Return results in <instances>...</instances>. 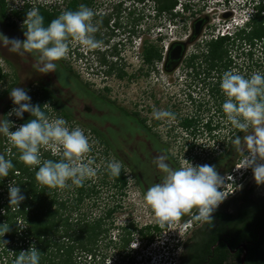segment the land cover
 Listing matches in <instances>:
<instances>
[{
  "label": "flooded vegetation",
  "instance_id": "flooded-vegetation-1",
  "mask_svg": "<svg viewBox=\"0 0 264 264\" xmlns=\"http://www.w3.org/2000/svg\"><path fill=\"white\" fill-rule=\"evenodd\" d=\"M94 1L96 3H93L92 0H87V7L94 12L93 24L97 28V31L93 35L95 39L99 41L100 46L104 44L106 48L103 52L100 51L101 53L99 52V48H101L100 46L96 49H88V52L91 56L94 54H104V59H102L101 62L100 59L99 62L103 64V66L100 65V67H105L104 72L107 74L112 69V65H114V67L117 66V62H113L115 61L114 58L119 60L118 65L120 66L118 67H120L121 70L117 72V75L118 77H122L119 79V82L122 84L120 96H111L109 94L111 93L108 88L109 86L104 81L97 82L92 79L82 81L81 78H78L79 76L77 77L73 68H70L69 66H59V61H56L58 66L55 72L43 74L35 67L38 58H34L30 53H27L29 62L27 63L26 61V63L23 64L24 66L21 67L22 71L19 74L16 67L11 64L9 59L5 58L4 60L8 64L12 65L10 67L13 69L17 78V85H15H19L26 91H29L28 94L32 97L33 104H39L41 109L45 111L49 118L62 117L67 121L70 128L80 126L83 127V132L86 134L89 133L90 136L93 135L97 140L96 146L99 145L100 150H98L100 151V154L102 153L105 157L106 163L110 162L108 159L109 157L112 159L111 161H119L122 165L121 172H123V169L126 168V170L130 173L134 186L139 190V193L143 197L144 192L153 184L159 182L163 175L154 163L155 159L160 155H164L167 157L166 162L169 163L171 167L178 168L182 165V157L186 156L187 150L185 153H181L180 151L179 155L171 154V145L161 142V140H159L156 136L163 125L162 121L164 119L161 118V120H159L154 118L155 112L152 109L153 103H148L149 100L147 98L155 97L153 86L150 84L149 79L145 78V81L140 82L139 87H137L139 89L141 87L142 91L141 95L138 96L139 98H137V96L127 97L122 93L123 91H126L133 94V92L137 89H133V87L137 86L139 80L135 78V74H126L124 69L128 71L130 66H126V64L122 61V58L126 46H132V44L137 42L136 38L139 32L138 26L141 20H143V18L139 16L137 4H145V1L149 0H144L142 2L139 0H115L116 3L113 4L114 1L112 3L111 13L106 12L107 10L104 8V5L105 7L109 6L107 3L110 0H102V2H97V0ZM101 7H103L104 10H97ZM109 20L112 22L110 25H108ZM151 20L154 21V18ZM205 23V19H202V28ZM194 24L192 25L190 37L183 40L187 42V45L189 39L197 37L193 34ZM104 29L107 31V34L103 35ZM7 37L10 38V36ZM115 37H119V41L112 43V45L109 44L112 38ZM148 41L149 40H146V38L143 37L140 42V46L143 51L142 61L146 65L143 66L142 70H140L143 72L142 76L148 75L153 71V66H151L152 64L145 61V50L150 47V45H148ZM137 44H139V42ZM9 49L10 45L5 46V52H8ZM186 49L187 46L185 48V52ZM128 64H130V62H128L127 65ZM177 64H175V61L167 58L166 53L165 66H163V70L171 75L170 80L168 81L169 84L173 82V73L178 68V66H176ZM232 65L233 64H229L228 66H196L195 68L193 66H184L185 87H189V85L193 83L190 80V77L191 75L195 76L194 72L196 70H199L200 72L198 77L201 76L205 78V82H202L205 87L200 90L205 98L204 103L195 109L199 117L211 118L212 120L215 117H218L221 120L226 118L222 111V104L225 97L219 87V82L225 71L235 72L237 68ZM136 69L137 75H139V67ZM90 70H92V67H90ZM61 71L71 76L69 83H65V81L60 78ZM123 76H126V79ZM197 88L201 87L197 86ZM210 89L211 92H208ZM46 103L47 105H45ZM177 108L178 106L175 105L170 107L167 111L172 114L170 118L172 119V117H175V121L177 119L178 122L176 123L172 120V122H175L176 125L168 124L166 129L175 132L176 129H184L186 131V126L179 124L181 120L180 118L183 116L178 114ZM7 109H10V107ZM7 109L3 110L1 117L3 114L7 116ZM149 113H151L152 116H149ZM213 127L214 129H212V132L220 130V122L218 121L217 125L213 124ZM200 129L205 131L206 128L202 126ZM233 131L234 129L232 128V132ZM231 153L228 151L227 156L230 157ZM192 161L193 160H190L189 162L191 163ZM221 161L222 160L216 159L208 164L214 165L220 175L223 172L230 173V170L235 162L230 159L220 168L219 163ZM195 163L196 165L199 164L197 161H195ZM33 168L34 166L30 169ZM252 176L253 172L250 168L244 169L241 177L244 185L241 190L230 198H226L218 206L217 210L220 209L222 213H225V215L228 216V220H231V217L235 213V204L232 203L231 200H233V197L237 196L238 193L243 190L248 192V199L253 203L264 200V185L261 186L262 191H257L258 185H256L254 177ZM117 183L116 187L120 188V192L117 194L121 197L123 196L121 191V179L118 180ZM236 186L237 184H234L231 188H236ZM85 190L81 193V191L77 189L74 196H68L67 200L63 199V195L57 192L56 189L53 191V194L55 195L53 210L56 212L55 214L57 219L56 229L57 231L65 229L71 231L73 238H71L68 242L74 245H78V242L76 241L77 239H75L76 236H78V233H81V230L85 231L82 233L85 238L87 237L85 243L89 246L97 247L106 241L104 235L105 230H118V227L122 225L117 224L116 222L118 219L117 214L119 213L118 209L120 208L118 205L108 209L97 206L102 203V201L99 200V193H97L95 189L89 188L88 190ZM84 200L87 201L86 205L88 202H90L91 205L89 204V206L86 207L80 206ZM238 203H241V200H238ZM262 212L264 214V207H262ZM195 214L196 212L193 210L191 213L178 219L180 222L189 221V230L187 229L186 231V233L189 231V235L180 245L177 264H186V247L190 243H193V241H197L195 239H198L197 237L205 233V224L194 220L193 217ZM192 220H194V223H192ZM92 227L95 228L94 231H92ZM214 228H216V224H214ZM251 229L256 231L258 239L263 237L264 220L262 223L256 222L251 224ZM196 234L197 236H195ZM242 243H246L247 245L244 261V264H246L249 254V246H254L255 243L248 239L244 241H237L234 236L233 225L226 223L221 230H217L214 242L208 247L209 251L206 252V249L201 253L197 259V264H214L221 251L226 253L224 264L229 262L240 264L243 248L239 245ZM98 251L99 250H97V252ZM102 258H104V256Z\"/></svg>",
  "mask_w": 264,
  "mask_h": 264
},
{
  "label": "clouds",
  "instance_id": "clouds-1",
  "mask_svg": "<svg viewBox=\"0 0 264 264\" xmlns=\"http://www.w3.org/2000/svg\"><path fill=\"white\" fill-rule=\"evenodd\" d=\"M176 8L179 9V6ZM250 13L240 20L241 23L235 22V25L247 21ZM93 17L94 12L91 9L80 5L78 10H66L45 25L44 17L38 10L33 9L26 13V30L23 33L25 39H10L0 33V44L10 45L9 50L20 55L38 53L36 69L43 74L55 72L56 61L64 58L69 51V39L86 49H96L100 46L93 35L97 31ZM77 50L76 46L72 48V52ZM219 87L225 97L222 111L226 121L233 129L247 133L243 136V143L248 150V156L238 167L250 168L256 184L264 185V73L255 72L250 77H245L237 72L225 71ZM184 90L185 94L197 96L198 91L194 83ZM9 96L14 107L7 116L15 115L23 119L24 113L27 112L32 119L17 127L15 131H10L14 125L13 121L0 120V134L18 150L20 161L26 166H38L35 173L38 184L48 188H64L71 182L80 186L85 180L96 175L93 162L82 160L90 151V143L81 128H70L62 117L50 119L39 104L32 103V97L22 87L13 88ZM171 116L167 111L154 113L156 119ZM241 143L240 136L233 139L234 145ZM41 149L50 150L51 154L59 159L42 161ZM166 160L164 155L155 159L154 163L162 172V178L143 194L144 202L150 207L156 222L164 226H161L159 235L151 242L137 239V244L133 245L134 241L130 243L131 250L138 252L135 254V258L139 257L138 264H176L173 250L174 247H180L182 236L185 234H181V228L189 227V222L173 224L174 226L172 222L195 210L194 220L211 224L212 214L228 195L225 191L236 184L234 180L226 181L222 188L224 179L214 165H193L184 159L180 167L173 168ZM13 167L10 159L0 155V180L7 177ZM121 171L122 165L119 161L107 163V172L111 177H119ZM8 196L11 207H19L25 200L20 187L13 183L9 185ZM8 231L9 225L0 224V237ZM156 242H159V249L153 251L151 247ZM40 259V251L33 245L27 251H20L14 264H40Z\"/></svg>",
  "mask_w": 264,
  "mask_h": 264
},
{
  "label": "rangeland",
  "instance_id": "rangeland-1",
  "mask_svg": "<svg viewBox=\"0 0 264 264\" xmlns=\"http://www.w3.org/2000/svg\"><path fill=\"white\" fill-rule=\"evenodd\" d=\"M180 1L183 2V0ZM217 1L219 0H191L188 3L191 7V10L186 11L181 9V6H179V9H177L179 11L178 16H176L171 21L167 14H161L159 16H156L154 10V4L151 0L145 1V4L143 3L137 4V8L139 10L138 11L139 16L142 17L143 20H141L138 26L139 32L136 38L137 42H135V44H132V46L129 45L126 46L125 52L123 53L122 61L126 64V66H130L128 71L124 69L126 74L129 73L135 74V78L139 80L137 86H134L133 89L139 87L140 82L145 81V78L150 80L149 82L153 86L155 97L147 98V99L149 100L148 103L150 104L153 103L152 109L154 112L168 111L170 107L177 105L178 106L177 111L178 114H181L180 116L187 115L188 113L190 114V111L193 110V107L187 102L186 94L184 93L185 84H186L184 82L185 79L184 66L187 65L186 64L187 60L191 56L196 54L200 50V48H204L205 42H207L210 38L217 36L219 32L225 30L228 26L231 27L232 25H235V22L241 23L240 20L244 19L248 15V13L251 12V4L253 3V0H233V2H231V4L227 6V5H223V3H221L222 1H219V3H217ZM4 2L6 8L4 24L13 23L17 30H22L23 32L26 30L24 27L25 19L18 16H14L12 14V10H17V11H21L24 9L25 10L27 9L28 11H31L33 9L39 10L37 6L40 5L45 9H51L52 7H54L55 10L54 9L53 10L58 12V16H59L62 12L68 10L70 4L72 5L71 11L78 10L80 5L87 6L88 4L87 0H4ZM92 2L96 3L94 0H92ZM97 2H102V0H97ZM112 3L115 4L116 3L115 0L108 1L107 4L109 6L105 7L104 5V8H106L107 10L106 12L111 13ZM27 5L28 8L26 7ZM97 10H104V9L103 7H101L100 9ZM152 18H154V21L151 20ZM197 19H205L206 23L204 24L199 36H197L194 39H189L184 57L176 65L178 66V68L173 73L174 76L173 82L169 84L168 81L170 80L171 75L163 70V66H165L164 64L167 53L166 51L173 42L179 40H186L190 37V34L192 32V25ZM111 23H112L111 20H109L108 25H110ZM104 34H107V31L105 29L103 30V35ZM21 36L23 35L21 34ZM143 37H145L146 40H149L148 45L157 46L162 51V59L160 61L154 62L151 65L153 66V71L145 76H142L143 72L140 71L143 69V66H146L142 61L143 51L140 46V42L142 41ZM118 39L119 37L112 38L109 44L112 45V43L118 42L119 41ZM138 42L139 44H137ZM68 44H69V51L64 58L59 60L60 62L59 66H69L70 68H73V70L77 74V77L79 76L78 78L79 79L81 78L82 81L87 79H92L97 82L104 81L109 86L108 88L111 91V93L109 94L111 96L114 95L120 96L122 84L121 82H119V79H121L122 77H118L117 75V72L121 70L120 67H118L120 66L118 65L119 60L114 58L115 61L113 62H117V66L114 67V65H112L113 66L112 69L107 74L104 72L105 67H100V65L103 66V64L100 62L102 61V59H104L103 57L104 54L103 55L94 54L91 56L90 53L88 52V49L82 47L78 42L71 39L68 41ZM75 46L78 47V50L72 52V48ZM260 46L261 45L255 46L253 62L247 60L246 58L244 59V57L238 59L239 66H236L237 69L235 70V72L244 76L247 74V77H250L255 72L264 73V51L260 48ZM100 47L101 48H99V52L100 51L103 52V50H105L106 48L104 44H102ZM4 48L5 46L0 44V49H4ZM22 56L28 58L27 53H25ZM128 62H130V64L127 65ZM10 66L12 65L8 64L4 60V58L0 56V76H1L0 94L4 90L20 87L19 85L16 86L17 78L14 74L13 69ZM90 67H92V70H90ZM138 67H139L138 69L139 75H137V69H136ZM249 70L251 71V73H249L250 72ZM60 73H61L60 78L63 79L65 83H69L71 76L69 74L63 73L62 71ZM126 76L123 77L126 79ZM141 92L142 91L140 87V89L137 88L136 91L133 92V94L131 92H126V91H123L122 93L127 97L137 96V98H139L138 96L141 95ZM1 106L3 105H0V107ZM13 107L14 105L11 106L10 109H7L6 114ZM149 116H152L151 113H149ZM7 117L9 119L11 118L10 120L13 122H15V118H17L15 115L7 116ZM50 119H55V118L50 117ZM163 119H164L162 121L163 125L161 126V129L158 131L156 136L158 137L159 140H161V142L171 145L170 147L171 154L179 155L180 151L181 153H185V151L188 148V144L192 141H195L197 148L194 149V152L190 154L186 152V156L182 157L183 162L184 159H187L188 161L193 160L191 162L193 165H196L195 161H197L201 165V164H208L216 159H219L222 160L219 163L221 168L222 165H224L227 161L232 159L235 163L232 169L230 170V176L233 178L234 181H236L237 186L236 188H233V193L232 194L229 193L226 198L227 199L230 198L231 196L239 192V190H241L244 184L242 182V179L240 180L239 178L244 168H240L238 169V171H235V168H237L238 167L237 165H239L248 156V150L246 148V145L243 143V136L246 135L247 133L240 132L238 136L241 137L242 143L240 145H234L233 144L234 137H232L231 134L232 127L230 123H226L227 122L226 118L221 120L218 117L217 118L215 117L213 118V124L217 125V122L219 121L221 129L213 132V134L216 136V141L213 143L212 139H210L208 135L204 134L205 131L200 129L202 126H204L203 124H199L198 126V128L200 129L199 134L193 137L189 134V132L185 131L184 129H176V132L169 131V129H166L168 124L176 125L175 122L177 123L178 120L176 119L175 121V117H172V119L170 117H165ZM203 119L205 120V118H202V120ZM172 120H174L175 122L173 123ZM13 126H14L13 131H15L16 128L20 126V124H14ZM80 128L83 129V127ZM249 132H251V129H249ZM85 135H87L89 138L90 151L82 157V160L84 162L91 160L93 162L92 166L96 169V171L98 169H102V170L101 173H98L94 177L85 180L82 185H84V190L85 189L88 190L90 188V189H95L97 193H99L100 196L99 200H101L102 203L98 204L97 206H101L102 208L108 209L118 205L120 209H118L119 213L117 214L118 215V219L116 220L117 224L124 225L126 223H129V221L130 222L133 221V223L136 224L138 228L145 225H157L159 228H161V226L163 227L164 225H160L156 222L150 207L146 205V203L144 202V198L139 193V190L134 186L130 173L126 170V168L123 169L124 175L126 177L125 187L124 189L122 188L121 190L123 196L120 197L118 195L120 192V188L116 187L117 185H115V179L113 177H108L107 179L104 178L102 180V175L105 172H107L106 159L102 155V153L100 154L99 145L96 146L97 140L95 139V137L93 135L90 136L89 133L87 134L85 133ZM4 140H6L5 137L2 134H0V154H2V151L4 150L3 148L5 146L3 143ZM47 151L50 152V150L41 149V153ZM228 151L230 153L232 152L230 157L227 156ZM108 159L110 161L112 160L110 157ZM227 174L228 172H223L221 174V176L224 179L222 188L226 184ZM261 186L262 185H258L257 191H262ZM78 188L79 186L73 185L71 184V182H69L67 186L64 188H56V191L59 192L61 195H63V199L67 200L68 196L69 197L74 196V193L77 192ZM86 202L87 201L84 200L80 206L86 207L89 206V204L91 205L90 202H88L86 205ZM178 223L181 222L180 220L177 219L172 222V226H174L173 224H178ZM192 223H194V220H192ZM185 229L184 226H182L181 234L185 233L182 236L183 240L187 238L189 235V231L186 233L187 229L189 230V227ZM144 232L149 234L153 231L145 230ZM135 233L137 232L135 231ZM68 234H70L69 231ZM119 234L121 235L120 231L117 229H112L109 230L108 232L106 231L104 232L106 241H104L102 244L96 247L97 257L94 260L93 264H99L103 256L105 258L104 264H135V262L139 260L138 257L135 258L132 263H130L131 261L129 262V259L127 257V252H129L130 250L129 244H128V248L126 249L121 248L122 247L121 238H120L121 236H119ZM62 237L68 238L64 233H62V231H58L56 233L55 239L56 241L64 242V244H66L67 239H63ZM111 239H113L114 243H111L110 246H106L108 242H111ZM137 239L139 238L135 235V237L131 240V242L134 241L133 245L137 244L136 243ZM158 243L159 242L154 243V245L151 247L153 251H155V249L156 250L159 249V247H157ZM3 247H6L8 255H5V257L2 258L0 257V264H8L9 259L11 258V249H9L10 245L5 246V244L0 243V250H2ZM97 250L99 251L97 252ZM132 252L134 254H138V252L135 251ZM179 252H180V247L178 248L174 247L173 255L175 256L176 260L178 258ZM62 257L63 256L58 258L61 260ZM71 257L76 264H81L84 258L90 261L89 253H84L77 245L74 246V250ZM55 260L58 259L55 258Z\"/></svg>",
  "mask_w": 264,
  "mask_h": 264
},
{
  "label": "trees",
  "instance_id": "trees-1",
  "mask_svg": "<svg viewBox=\"0 0 264 264\" xmlns=\"http://www.w3.org/2000/svg\"><path fill=\"white\" fill-rule=\"evenodd\" d=\"M139 1L142 2L144 0ZM151 1L154 4L156 16L167 14L170 21L179 14V11L176 9L177 6H181V8L186 11L191 10L190 5L188 4L191 0H185L183 2L180 0ZM221 1L223 5L227 6L233 2V0ZM217 3L219 2L217 1ZM26 7L28 8V5ZM37 7L39 9V14L44 17L45 25L58 16V12L54 11V7L51 9H45L40 5ZM71 9L72 5L70 4L68 10L71 11ZM251 10L252 12L249 14L247 21L240 25L236 24L231 27L228 26L225 30L219 32L217 36L212 37L205 42L204 48H200L196 54L191 56L187 60L186 66H193L195 68L196 66H228L229 64H233L232 66L236 67L239 66L238 59L241 57L253 62L255 46L261 45L260 48L264 51V0H253ZM5 11V2L4 0H0V33H3L5 36H10V39L17 38L24 40L25 37L22 30H17L13 23L4 24ZM27 12V9L21 11L12 10L14 16L23 19H26ZM20 33L23 36H21ZM30 54L34 58H38V53ZM144 55L145 61L149 64H153L162 59L161 49L154 45L147 48ZM0 56L4 59H9L11 64L16 67L19 74L22 71L21 67L24 66L23 64L26 63V61L27 63L29 62L28 58H25L16 52L10 50L5 52V48L0 49ZM194 73L195 76L191 75L190 80L194 83V86H196L198 91L197 96L191 93L186 94V100L193 107V110L190 111V114L188 113L181 117L179 124L186 126V131L193 137L199 134V124H203L206 128L204 134L208 135L214 143L216 141V136L212 132V129H214L213 120L211 118H205V120H202L195 111V108L204 103L205 98L200 90L205 87V85L202 84V82H205V78L201 76L198 77V74H200L199 70H196ZM249 73H251V71ZM245 77H247V74ZM197 86H200L201 88H197ZM11 90V88L4 90L0 94V105H3L0 107V114L4 109L13 106L9 96ZM208 92H211V89ZM4 119L10 120L11 118L9 119L3 114L2 117L0 116V120ZM29 119H32V117L29 113L25 112L23 119L15 118L14 124L22 125ZM13 127L10 128V131L14 130ZM239 133L240 131L235 129L231 132L232 137L234 138L238 136ZM5 139L6 140L3 142L5 145L3 147L4 150L0 155H4L6 159H10L14 165V167L9 170V175L0 180V224L9 225V231L0 237V243L4 244L2 241H6L5 246L10 245L9 249H11V258L9 259L8 264H14L19 252L27 251L33 245L40 251V264H76L71 257L75 245L68 242L73 238L72 232L69 231L70 234H68V229L62 230V233L68 237V239L65 237L63 238L67 239L66 244H64V242L56 241L55 239L58 231L56 229V212L53 210L55 202L53 191H55L56 188H48L38 184L35 179V173L38 166H34L33 169H30L32 166H26L19 160L18 150L10 145L6 137ZM196 148L195 141H192L188 144L187 152L190 154L194 152V149ZM41 158L42 161L44 159H59L58 156H53L49 151L41 153ZM101 170L102 169H98L96 174L101 173ZM108 177L111 176L108 172H105L102 175V180L104 178L107 179ZM113 178L115 179V185H117V181L121 179V187L124 189L126 184L124 172H121L119 177ZM11 183L19 186L21 192L25 196V200L20 203L19 207H11L9 204L8 189ZM78 190L83 193V185H81ZM233 198L234 199L231 200V202L235 204V213L231 217V220H228V216L225 215V213H222L220 209L216 210L212 214V223L205 224V233L197 237L198 239H195L197 241H193V243H190L188 246L186 245V264L198 263L197 259L201 253L206 249V252L209 251L208 247L214 242L217 230H221L226 223L233 225L234 236L237 241L248 239L255 243L254 246H249V254L246 264H264V236L258 239L256 231L251 229V224L256 222L262 223L264 220V214L262 212L264 200L260 202L258 201L257 203L251 202V200L248 199V192L246 190L238 193V195ZM238 200H241V203H238ZM214 224H216V228H214ZM94 230L95 228L92 227V231ZM118 230L121 233V235L119 234V236H121V248L126 249L129 244L130 250L127 252V257L129 262L131 261L130 263L135 259V254H131L132 250L130 248V242L135 235L139 239H145L147 242H151L158 236L157 233L160 232V228L157 225H145L138 228L133 221H129V223L119 226ZM145 230H152L153 232L148 234L144 232ZM105 231L108 232L109 230ZM135 231L137 233H135ZM83 232L85 231L81 230V233H78V236H76L75 239H77V246L81 251L89 253L90 261L84 258L81 264H93V261L97 257L96 247L89 246L85 243L87 237H84L82 234ZM195 236H197V234ZM113 239H111V242H108L106 246H110L111 243H114ZM5 255H8V252L6 247H3V249L0 250V257H5ZM61 256L63 257L60 260L58 257ZM55 258L58 260H55ZM225 258L226 253L221 251L214 264H224ZM104 259L105 258H102L99 264H104ZM227 264L237 263L229 262Z\"/></svg>",
  "mask_w": 264,
  "mask_h": 264
},
{
  "label": "water",
  "instance_id": "water-1",
  "mask_svg": "<svg viewBox=\"0 0 264 264\" xmlns=\"http://www.w3.org/2000/svg\"><path fill=\"white\" fill-rule=\"evenodd\" d=\"M201 23H202V19H197L194 24L193 34L195 36H198L201 32V29H202ZM186 46H187L186 41H183V40L175 41L169 46L167 50V58H170L171 60L175 61V64L179 63L184 56ZM239 246L243 248V253L240 258V264H244L245 255L247 251V245L246 243H242Z\"/></svg>",
  "mask_w": 264,
  "mask_h": 264
},
{
  "label": "built area",
  "instance_id": "built-area-1",
  "mask_svg": "<svg viewBox=\"0 0 264 264\" xmlns=\"http://www.w3.org/2000/svg\"><path fill=\"white\" fill-rule=\"evenodd\" d=\"M177 9V8H176ZM238 166V165H237ZM236 169V168H235ZM226 179H227V181H232L233 180V178L230 176V173H228L227 175H226ZM226 193H233V188H230L229 190H227V191H225Z\"/></svg>",
  "mask_w": 264,
  "mask_h": 264
},
{
  "label": "bare ground",
  "instance_id": "bare-ground-1",
  "mask_svg": "<svg viewBox=\"0 0 264 264\" xmlns=\"http://www.w3.org/2000/svg\"><path fill=\"white\" fill-rule=\"evenodd\" d=\"M238 169H240L239 167H237L236 169H235V171H238Z\"/></svg>",
  "mask_w": 264,
  "mask_h": 264
}]
</instances>
